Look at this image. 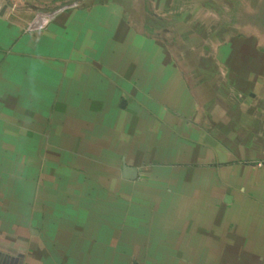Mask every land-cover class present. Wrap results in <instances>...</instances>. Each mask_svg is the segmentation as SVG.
Listing matches in <instances>:
<instances>
[{
  "label": "crops",
  "instance_id": "obj_1",
  "mask_svg": "<svg viewBox=\"0 0 264 264\" xmlns=\"http://www.w3.org/2000/svg\"><path fill=\"white\" fill-rule=\"evenodd\" d=\"M8 3L0 253L264 264V0Z\"/></svg>",
  "mask_w": 264,
  "mask_h": 264
},
{
  "label": "water",
  "instance_id": "obj_2",
  "mask_svg": "<svg viewBox=\"0 0 264 264\" xmlns=\"http://www.w3.org/2000/svg\"><path fill=\"white\" fill-rule=\"evenodd\" d=\"M55 9H40L41 12H53L57 10ZM10 11V4L8 3V0H0V14H4L6 12ZM20 256H9L3 253H0V264H21V261L19 260Z\"/></svg>",
  "mask_w": 264,
  "mask_h": 264
},
{
  "label": "built area",
  "instance_id": "obj_3",
  "mask_svg": "<svg viewBox=\"0 0 264 264\" xmlns=\"http://www.w3.org/2000/svg\"><path fill=\"white\" fill-rule=\"evenodd\" d=\"M78 6H79L78 3L66 5V7H73V8L78 7ZM58 10H59V8L53 12H51V11H49V12L38 11L36 19L33 21L31 26L29 27V30H36V29H39L40 27H42L43 23L49 22Z\"/></svg>",
  "mask_w": 264,
  "mask_h": 264
}]
</instances>
